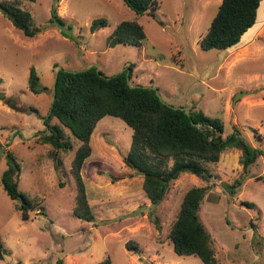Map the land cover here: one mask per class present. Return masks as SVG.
I'll return each instance as SVG.
<instances>
[{
	"label": "rangeland",
	"instance_id": "374dc122",
	"mask_svg": "<svg viewBox=\"0 0 264 264\" xmlns=\"http://www.w3.org/2000/svg\"><path fill=\"white\" fill-rule=\"evenodd\" d=\"M6 1L27 11L38 32L26 38L0 12V240L9 252L0 264H97L107 256L112 264H202L175 255L168 239L192 187L207 188L199 218L219 264H264V156L244 170L241 152L227 149L217 164H202L212 174L209 181L181 174L153 206L142 191L143 176L123 163L132 130L120 119L104 117L90 138L92 153L82 172L95 216L87 223L72 215L74 151L58 153L57 170L52 147L40 142L53 101L55 65L71 72L95 67L105 77L123 71L128 76L131 67V87L155 89L170 107L194 106L222 121L224 139L236 128L252 150L264 153V0L242 38L247 41L229 51L200 47L222 0H156L154 17L137 16L121 0ZM55 4L65 26L50 22ZM99 18L108 26L91 33ZM122 21L143 27L142 46H106ZM30 68L39 78L38 94L28 90ZM8 154L20 166L19 191L37 203L26 222L2 189ZM128 242L140 252L128 251Z\"/></svg>",
	"mask_w": 264,
	"mask_h": 264
},
{
	"label": "trees",
	"instance_id": "16d2710c",
	"mask_svg": "<svg viewBox=\"0 0 264 264\" xmlns=\"http://www.w3.org/2000/svg\"><path fill=\"white\" fill-rule=\"evenodd\" d=\"M58 1L56 0V4ZM121 1L137 16L149 14L154 17L151 12L156 9V0ZM261 2L262 0H222L200 41L201 49L229 51L245 43L248 38H242L256 23ZM56 4L51 8L50 22L62 27L65 26V21L57 14ZM0 12L26 38L35 37L38 29L33 27L31 15L19 8L16 2L0 1ZM107 26L105 19H95L91 23L90 32L94 33ZM145 40L144 29L138 22L122 21L107 37L106 46L140 47ZM54 68L57 70L53 101L49 116L43 121L46 129L40 142L52 147L49 156L55 161L57 170L62 165L58 153L74 151L70 167L75 186L72 215L78 220L90 223L95 218L82 172L85 160L92 153L90 138L97 123L104 117L120 119L132 130L131 146L123 157V163L143 176L142 191L153 206H158L164 200L169 185L181 174L190 173L205 182L209 181L212 174L202 164H217L221 154L227 149L234 148L241 152L244 170L258 156H264L263 151L252 150L236 128L234 134L224 139V125L218 118H210L202 111L195 110L194 106L189 108L188 117L183 110L173 109L161 102L152 89L131 87V67L128 81L125 71L113 77H105L95 67L77 72L58 70V65ZM38 82L34 68H30L27 84L31 93H39ZM52 119H56L58 124L51 125ZM75 142L78 144L76 149L73 145ZM7 158V168L1 176L2 189L15 202V210L20 213L21 220L26 222L29 212L35 209L37 203L27 199L19 191L20 166L10 154ZM59 185L63 186L62 183ZM206 191V187H192L185 193L168 239L173 252L179 257L192 256L202 264H219L215 258L211 236L199 218ZM244 205L252 207L250 203ZM153 222L159 230L158 220L155 218ZM125 248L131 252H140L132 242H128ZM8 254L0 240V261ZM56 264H62L61 260ZM97 264H112V260L107 256Z\"/></svg>",
	"mask_w": 264,
	"mask_h": 264
},
{
	"label": "water",
	"instance_id": "95a60500",
	"mask_svg": "<svg viewBox=\"0 0 264 264\" xmlns=\"http://www.w3.org/2000/svg\"><path fill=\"white\" fill-rule=\"evenodd\" d=\"M59 70V69H58ZM127 81H128V76H127ZM138 87V86H137ZM150 89H152L155 93H156V90L155 89H153V88H150ZM244 93H241V95H243ZM157 95V94H156ZM157 97H158V95H157ZM236 99H238V98H236ZM236 99H235V102H236ZM234 102V103H235ZM171 108H173V109H180V110H183L184 111V113L188 116V117H190V113H189V111H188V109L187 108H174V107H171Z\"/></svg>",
	"mask_w": 264,
	"mask_h": 264
}]
</instances>
